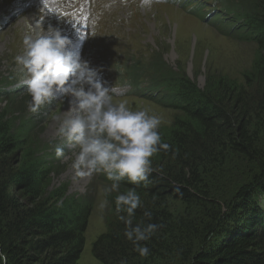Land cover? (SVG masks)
I'll list each match as a JSON object with an SVG mask.
<instances>
[{
  "label": "trees",
  "instance_id": "16d2710c",
  "mask_svg": "<svg viewBox=\"0 0 264 264\" xmlns=\"http://www.w3.org/2000/svg\"><path fill=\"white\" fill-rule=\"evenodd\" d=\"M216 1L211 21L204 7L195 14L227 35L253 41L252 65L243 83L209 73L203 88L183 72L164 73L163 61L125 67L124 78L136 89L151 83L138 96L177 113L158 128L170 147L150 158L147 180L134 185L125 179L105 191L106 231L92 244L102 264H264V0ZM8 85L0 86V253L6 264H79L94 199L70 195L69 182L55 183L65 170L63 157H56L57 146L41 149L33 121L1 99ZM235 157L260 158V172L223 193L221 177ZM102 176L111 189L113 181ZM131 189L141 200L133 226H159L140 242L149 248L147 257L125 237L120 216L126 214L116 211V196Z\"/></svg>",
  "mask_w": 264,
  "mask_h": 264
},
{
  "label": "rangeland",
  "instance_id": "374dc122",
  "mask_svg": "<svg viewBox=\"0 0 264 264\" xmlns=\"http://www.w3.org/2000/svg\"><path fill=\"white\" fill-rule=\"evenodd\" d=\"M77 1L45 0L41 6L15 11L14 7L18 3L23 6L24 0H17L13 4L12 0H0V18L12 10L10 19L0 30V86L10 82L5 89L6 95L1 99L5 98L4 102L10 105L11 110L33 121V135L41 149L47 146L49 151L56 146L64 148L62 164L65 170L55 179V183L69 182L70 195L90 194L94 199L79 264H102L92 254V244L106 231L109 206L105 191L109 186L102 172L83 177L76 175L73 162L78 149H71L58 134L60 124L67 118L66 97L58 93L50 104L42 106L39 111L33 113L29 110L31 97L20 82L15 62V57L23 51L24 34L37 24L44 28L49 25L60 28L62 34L72 40V50L78 51L82 59L99 70V78L106 86L116 89L115 93H111L113 103L126 101L127 107L133 111L148 110L150 115L161 118L160 127L170 125L177 112L149 97L132 94L127 86L120 83L123 80L115 65H125L126 62L128 65L130 62H152L156 65L163 61L164 73L183 72L200 88L204 87L209 73L228 75L243 83V73L250 69L257 45L239 36L227 35L201 16L167 0L159 1L148 10L138 8L137 0H129L127 7L120 0H111L109 9L104 8L109 0H84V9L79 10ZM242 1L249 3V0ZM216 5L209 4L204 12L214 9ZM81 43L83 45L80 46ZM12 90L17 92L9 93ZM260 140L264 146V130ZM232 160L226 174L221 177L223 185L219 189L223 193L230 186L233 190L237 182L238 186L249 184L253 175L260 172V158L245 160L235 157ZM263 198L260 199L262 205Z\"/></svg>",
  "mask_w": 264,
  "mask_h": 264
},
{
  "label": "clouds",
  "instance_id": "9594fccd",
  "mask_svg": "<svg viewBox=\"0 0 264 264\" xmlns=\"http://www.w3.org/2000/svg\"><path fill=\"white\" fill-rule=\"evenodd\" d=\"M128 2L120 0L125 7ZM156 3L159 0H137V7L148 10ZM111 6L109 0L104 8ZM22 43L23 51L15 57V62L20 82L31 97L29 110L39 111L58 93L67 98V118L60 124L58 134L71 149H78L73 162L76 175L103 172L113 181L108 191L117 189L125 179L134 185L146 181L153 170L150 158L170 147L161 142L158 131L161 118L150 115L146 109L133 111L126 101L113 103L111 93L116 89L106 86L99 78V70L72 50V40L60 28L37 24L24 34ZM64 154V148L57 146L56 157ZM115 205L117 213L126 214L120 216L127 226L125 237L140 256L147 257L149 248L140 242L150 239L159 226L153 223L133 226L135 210L141 206L135 189L117 195ZM144 216L150 219L151 213L145 211ZM0 260L6 264L3 253Z\"/></svg>",
  "mask_w": 264,
  "mask_h": 264
},
{
  "label": "bare ground",
  "instance_id": "6f19581e",
  "mask_svg": "<svg viewBox=\"0 0 264 264\" xmlns=\"http://www.w3.org/2000/svg\"><path fill=\"white\" fill-rule=\"evenodd\" d=\"M45 3V0H28V7L29 6H41Z\"/></svg>",
  "mask_w": 264,
  "mask_h": 264
}]
</instances>
